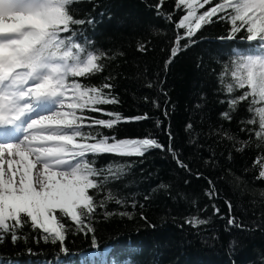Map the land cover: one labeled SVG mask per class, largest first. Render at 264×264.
<instances>
[{
	"label": "trees",
	"instance_id": "obj_1",
	"mask_svg": "<svg viewBox=\"0 0 264 264\" xmlns=\"http://www.w3.org/2000/svg\"><path fill=\"white\" fill-rule=\"evenodd\" d=\"M158 2L79 0L71 8L76 18L93 21L74 27L108 56L101 61L104 71L83 82L113 85L111 95L118 103L103 105L107 111L126 118L148 117L100 131L117 139L150 134L165 150L152 149L143 157H89L100 169L125 165L120 178L96 196L103 200L111 190L125 201L120 205L109 200L104 208H97L92 226L99 248L91 247L90 235L70 228L65 255L59 244L45 243L38 230L25 225L19 234L26 240L13 244L6 236L0 243V264H264V197L260 195L264 180L257 179L259 168L253 164L264 154V143L250 140L248 129L255 126L241 124L249 116L247 102L230 113V121L221 116L229 108L218 79L233 50H250V43L242 39L244 32L234 40L220 39L228 35L230 25L214 17V23L193 37L195 43L178 52L166 67L176 36L174 22L183 13L175 10V0H164L158 13ZM169 13L172 21L166 19ZM141 45L147 50L138 51ZM244 141L250 142L237 151ZM169 144L187 169L178 167L167 150ZM209 180L216 188L213 199L205 194ZM226 201L231 202V211ZM121 211L132 213V218H105L106 212ZM191 216L208 223L193 228L185 223ZM230 217L243 227L230 225Z\"/></svg>",
	"mask_w": 264,
	"mask_h": 264
},
{
	"label": "snow or ice",
	"instance_id": "obj_2",
	"mask_svg": "<svg viewBox=\"0 0 264 264\" xmlns=\"http://www.w3.org/2000/svg\"><path fill=\"white\" fill-rule=\"evenodd\" d=\"M78 2L0 0V243L6 236L13 244L26 240L19 233L28 225L39 231L45 243L59 244L65 255L69 254L65 241L70 228L90 235L91 247L99 248L92 226L97 208H104L109 200L125 204L111 190L103 200L96 199L111 180L120 178L125 165L100 169L89 157H143L152 149L165 150L150 134L117 139L100 131L148 117L126 118L107 111L103 105L118 103L111 95L113 85L83 82L104 71L101 61L108 56L74 27L93 23L74 16L71 6ZM163 5L164 0H159L158 13ZM175 10L183 14L174 22L176 36L166 67L178 52L195 43L193 37L203 26L214 23V17L230 25L228 35L220 39L234 40L245 33L242 39L250 43V50H233L218 77L229 108L221 116L230 121V113L247 102L249 116L241 124L255 126L248 129L250 140L264 143V0H217L215 4L213 0H175ZM166 19L172 21V14H166ZM146 50L144 45L138 48ZM236 92L240 94L233 95ZM168 135L171 140V133ZM224 136L235 140L227 133ZM249 142H242L237 151H243ZM167 150L178 167L187 169L170 144ZM253 164L259 168L257 179L264 180V154ZM208 183L205 194L213 199L216 188L211 180ZM260 195L264 197V192ZM226 204L231 211V202ZM212 207L219 214V208ZM113 215L132 218L127 211L106 212L105 218ZM228 222L243 227L234 217ZM185 223L197 228L208 221L191 216Z\"/></svg>",
	"mask_w": 264,
	"mask_h": 264
}]
</instances>
